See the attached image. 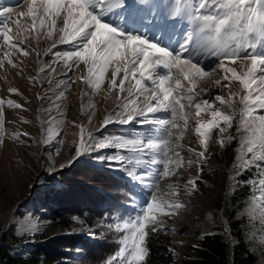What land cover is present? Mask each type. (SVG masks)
I'll use <instances>...</instances> for the list:
<instances>
[{
    "label": "snow or ice",
    "instance_id": "6c2138e0",
    "mask_svg": "<svg viewBox=\"0 0 264 264\" xmlns=\"http://www.w3.org/2000/svg\"><path fill=\"white\" fill-rule=\"evenodd\" d=\"M24 9L0 10V46L4 48L0 69L8 65L23 75V61L13 57L16 53L40 56V50L30 46L33 33L37 42L41 38L51 42L43 49L44 56L58 45L71 44V50L55 53L57 60L69 71L83 64L85 74L80 80L94 94L107 81L109 95H116L118 101L110 114L116 122L156 126L142 137L97 139L91 132L85 134L84 125H76L79 141L74 142L75 155L67 166L91 152L114 148L118 151L111 156L96 159L124 171L128 178L126 196L135 215L121 214L107 225L120 234V247L106 264H146L149 237L165 231V218L186 207L166 198L179 196L180 186L173 181L161 189V180L179 179L183 169L196 167L199 175L187 179L183 188L189 195L198 191L211 144L225 149L236 142L229 179L255 169L256 177L243 181L253 193L243 214L264 232V0H169L166 4L162 0H24ZM185 23L187 27L177 32V25ZM202 58L216 62L206 67ZM38 63L42 66L37 77H27L33 83L39 82L40 74L56 71L46 61ZM52 83L59 87L63 82ZM213 88L219 92L211 97ZM9 92L20 94L15 87ZM64 95L61 91L58 100ZM38 98L47 97L38 94ZM5 105L23 109L11 99H0V146L5 135L21 144L30 142L27 132H5ZM156 113L167 115L149 118L148 114ZM55 119L42 121V138L37 143H51V127L44 125ZM191 120L200 147L182 152ZM110 122L106 117L103 126ZM22 123L30 121L22 118ZM185 154L190 158L185 160ZM145 188L151 190L149 200L140 204ZM73 219L82 222L79 217ZM258 242L264 244V235Z\"/></svg>",
    "mask_w": 264,
    "mask_h": 264
},
{
    "label": "rangeland",
    "instance_id": "374dc122",
    "mask_svg": "<svg viewBox=\"0 0 264 264\" xmlns=\"http://www.w3.org/2000/svg\"><path fill=\"white\" fill-rule=\"evenodd\" d=\"M168 2L169 0H167L165 4ZM181 27H187V24L177 25L176 31L179 32ZM207 60H212V58H208ZM21 67L23 68V73L29 72L30 67L24 61ZM78 68L81 71L82 69H85L83 64ZM11 70H14L15 72L19 71V69H13L11 67L7 69L6 65L4 69H0V79L5 80L3 84L0 81V99L5 101L11 99L16 103L22 104L23 109H12L8 108L7 105L4 106V129L8 134L16 131L21 133L27 132L32 137V140L25 144H21L19 141H12L7 135H5L4 144L3 146H0V217H2L3 214L10 213L9 221L0 218V238L2 235L11 232L18 237H22L23 241L21 244L15 246L14 253H22L25 257L27 255V250L38 242L35 236L41 234L46 229V225L49 221L43 220L36 214V205L33 201L38 195H40L39 193L44 187L52 185L49 181L50 178L54 179V175L65 169L71 168V166H67V162L75 155L74 142L78 143L79 141V127L76 125H84L87 129L85 134L87 135V132H91L97 139L111 137L130 138V135L133 134L132 130L136 129V127L124 128L121 126V123L116 122L113 116L107 114V107L113 101L112 95H109L107 92V96L101 98L103 101L99 100L102 89L98 94H94L92 89L80 80V77L84 75L85 72L81 75H73L72 79L74 83L70 82L67 87H73L74 90L82 88L84 90H89V92L92 93L93 102H96L97 106L101 103L99 108L100 111L98 109L94 115H92V112L87 108L81 112L79 109L80 102L74 97L76 94L68 96V93H66L67 95L64 96L61 101L50 105L52 97L60 94L62 91L59 89L55 94H48L55 87V84H45L48 79L53 76L50 73L41 76V83H33L32 80L27 78L28 76L26 78L25 75L18 74V76H15L16 74L14 75ZM33 85H35V87ZM2 86L8 89L6 93L2 89ZM12 87L17 88L20 94L17 95L10 93L9 89ZM31 89L37 91V96L27 93L28 91H31ZM38 94L47 97L46 99L41 100L43 109H50L48 113L44 112L40 116L35 110L40 101ZM96 97L98 98L96 99ZM52 106H54V108H52ZM24 109H27V111ZM89 116L92 117L91 123H89ZM106 117L112 122L108 123L105 127L103 126V122ZM22 118L30 121V123H22ZM52 118L56 119L51 125L45 124L44 128L51 127L58 129L59 135L52 138L51 143L47 146L37 143L36 141L42 138V121L50 120ZM142 120L143 117L138 121ZM73 122H75V124ZM134 123L142 124L140 122ZM190 134L191 133L188 132L187 136L184 137V140L189 139ZM22 138L26 141L28 140L27 137ZM183 146H185V144H183ZM215 146H217V144H211L209 148ZM116 151L118 150L114 148H106L91 152L84 157L88 158L91 156L98 164L107 167L108 170L112 172H118L117 174L120 177L128 181L124 171L109 168L107 164L96 159V157L100 155L106 157L111 156ZM57 152H59V155L56 154ZM122 154L131 155V153L127 152H122ZM189 157L190 154L184 155L185 160L189 159ZM207 163L203 167V172L210 176L207 178L202 174L197 181L198 191L189 195L186 194L183 188L187 179L199 175L196 167L183 169V176L177 179V184L180 186V195L175 196V198L184 203L186 207L179 211L178 222L180 226L176 230H172L164 225L165 231H163L169 236V250L177 259V264H184L183 258H194L190 248L195 247L197 241L201 240L206 235L217 234L221 229L223 237L226 235L224 230L225 225L221 220L223 217L228 225V220L223 212L225 205L233 196L238 183L239 185L243 183L240 179L243 174L248 176L247 179L250 178V180L256 177L255 169L245 171L231 180V183H233L231 188L229 187L228 189H225L217 182L220 178L219 172L221 171V168L222 170L225 169L224 160L214 157L213 159L210 158V163ZM61 164H65L66 167L60 169ZM232 171L231 167L230 176L232 175ZM149 191L151 190L148 188L143 190L144 196L140 200V204L149 200ZM252 194L248 198L246 205L249 203ZM202 196L211 200L210 206L213 209L212 213L209 215L211 223L206 225V228H209L206 233H203L202 230H198L197 228V223L204 219V213L201 208V203L199 202V199ZM207 206H209V204H207ZM245 206L242 209L237 210L235 216L238 219H246V221L250 223L248 217L243 214ZM136 211H139L138 207L136 208ZM121 214L135 215L133 206L128 203L127 206L121 208L115 214L114 221ZM172 220V218H169L170 222H172ZM252 225L253 231L247 236L248 247L250 251L256 254L257 264H264V244L258 242L259 237L264 235V232L261 231V226L258 222H256V225L255 223H252ZM69 226L70 227L62 230L61 233H73L92 238V228L82 227L80 222L77 221ZM229 237L231 242L229 241L230 243H228L235 245L236 240L231 236L230 232ZM254 237L256 238L254 239ZM224 239L226 240V238ZM40 241L43 242L44 239Z\"/></svg>",
    "mask_w": 264,
    "mask_h": 264
},
{
    "label": "trees",
    "instance_id": "16d2710c",
    "mask_svg": "<svg viewBox=\"0 0 264 264\" xmlns=\"http://www.w3.org/2000/svg\"><path fill=\"white\" fill-rule=\"evenodd\" d=\"M117 173L89 156L54 175V179L50 178L52 185L44 187L33 201L36 214L49 220L46 229L35 236L38 242L27 250L25 257L22 253H14L22 237L13 232L2 235L0 264H106L120 247V234L109 230L107 225L114 223L115 214L129 203L128 181ZM203 175L210 176L205 172ZM247 177L243 174L240 179L242 182L250 180ZM251 194L250 187L242 183L224 207L229 232L236 244H229L221 235V229L217 234L198 240L197 245L190 248L194 258H183L184 264H257V256L249 250L247 241L253 225L235 216ZM74 216L80 218L82 227L92 228V238L61 233L76 221ZM148 246L150 253L146 264H177L169 250V236L163 231L152 234Z\"/></svg>",
    "mask_w": 264,
    "mask_h": 264
},
{
    "label": "bare ground",
    "instance_id": "6f19581e",
    "mask_svg": "<svg viewBox=\"0 0 264 264\" xmlns=\"http://www.w3.org/2000/svg\"><path fill=\"white\" fill-rule=\"evenodd\" d=\"M167 0H162L163 3H165ZM3 7H12L14 8L16 11H20V10H25L24 9V0H3V4L2 6H0V10L3 9ZM15 19V16L13 17ZM14 27V26H13ZM51 44L50 41H48L47 39L41 38L39 40V42H37V40L35 39V34H32V39L30 42V46L32 48H38L40 50V56L37 57L35 55V53H33L32 55L28 56V57H23L21 56L19 53H16L13 57L14 61L19 62L20 60L24 61L27 65H29V72L28 73H23V76L25 75V78L28 77H37L38 74V69L40 66H42V63H38V61L40 62H44L46 61L48 65H51L52 67L56 68L55 72H48V74L50 73L51 76L47 83L45 84H49L50 80H57V81H62L63 83L60 84V86L58 87L56 83H52L50 85H54L55 87L52 89V91H50L48 94H52V93H56L57 90L61 89L66 96L68 93V96H71V94H76L74 97L76 99H78V101L80 102V110L82 112V110H84L85 108L89 109L92 112V115H94L96 113V111L100 108L101 103L99 106H97V103L93 102V95L92 93L89 92V90H84V89H78V90H74L73 87H67L68 84L73 81V75L77 76V75H81L85 72V69H82V71L79 68L74 69L73 71H69L67 69V67L64 65V63L62 61L57 60L55 53L57 51L63 52V51H68L71 50L72 45L71 44H65V45H58L56 49H53L52 52H50L47 56H44L43 54V49L46 47H49ZM4 51V48L2 46H0V56H2ZM208 58H202L203 64L207 67L210 66L211 64H214L216 61L214 59L212 60H207ZM71 63V62H69ZM7 69H9L10 67L8 65ZM81 66V65H80ZM11 72L15 75L18 76V72H15L14 70H11ZM65 73H67V75H64ZM43 74H40L38 77V83H41L40 78ZM1 83L3 84V82L5 80L0 79ZM44 85V84H43ZM84 85V84H83ZM35 87V85H33ZM2 89L5 91V93L7 92V88H4L2 86ZM88 93V95H85V93ZM108 92V88H107V81H105L104 85L102 86V93L100 94V99L101 101H103L101 98L106 97ZM219 90L213 88L210 92V96L214 97L216 94H218ZM28 94H34L35 96H37V91H35V89H31V91L27 92ZM60 96V94L53 96L52 97V101L50 103V105L57 103L61 100H58V97ZM113 97V101L109 104V106L107 107V114H111L117 107L118 101L116 99V95H112ZM98 97H96L97 99ZM207 98V97H206ZM94 104V107H92L91 105ZM79 107V106H78ZM52 108H54V106H52ZM43 106L41 105V99L39 101V105L38 107L35 109L37 114L40 116L41 114H43L44 112L42 111ZM100 111V109H99ZM149 118H158L164 115H167L166 113H156V114H148ZM116 120V117L113 116ZM141 117H138L137 120H139ZM136 121L130 122L128 124H122L121 126L124 128H128V127H136V129H133L132 132L133 134L130 135V137H142L146 132H148L149 130L155 128L156 126L153 124H138V123H134ZM190 130L189 132L190 134V138L183 140L181 143L185 144V146H183V148L181 149V151L183 152L184 150H186L187 148H194L196 150H199V144L197 142V138L194 134V132L191 130L192 128H194L195 126V121L191 120L190 122ZM42 133V132H41ZM56 133H58V129L55 128H51V133L50 135L54 138L56 135ZM187 136V135H186ZM236 147V142L233 141L232 145L228 148L225 149H221L219 147V145L215 146V147H211L208 149V160L207 162L210 163V158H218L221 160H224L225 162V169L219 172L220 178L217 180V182L219 183V185L222 188L228 189L229 187L231 188V186L233 185V183H231L232 179H229L230 177V170L231 167L233 165V159L235 156V152L233 151V149ZM190 158V157H189ZM207 163V164H208ZM153 170L156 169V165H153ZM215 168V167H214ZM219 168V167H218ZM195 177V176H192ZM191 177V178H192ZM173 181H175V183L177 184V178H172V179H162L160 184H161V189H164L167 187L168 184L173 183ZM222 190V189H221ZM144 193L142 192L141 194V199L143 198ZM167 199L170 200H178L177 198H175V196L169 195L166 197ZM199 202L201 203V208L202 211L204 213V219L201 220L200 222L197 223V228L198 230H202L203 233H206L207 229L206 225H209L211 223L210 221V213H212V208H211V200L207 199L206 197L202 196L199 199ZM140 203V201L138 202ZM207 204H209V206H207ZM203 205V206H202ZM220 212V211H219ZM1 219L3 218L4 220L9 221L10 218V213H6L3 214L2 217H0ZM173 220L172 222L169 221V218H165L164 220V225L168 226V228L172 229V230H176L180 225H179V214L171 217ZM227 241H230V237L227 236L226 238Z\"/></svg>",
    "mask_w": 264,
    "mask_h": 264
},
{
    "label": "water",
    "instance_id": "95a60500",
    "mask_svg": "<svg viewBox=\"0 0 264 264\" xmlns=\"http://www.w3.org/2000/svg\"><path fill=\"white\" fill-rule=\"evenodd\" d=\"M222 221H223V223H224V225H225V232H226V235L224 236V238H227V236H229V227H228V225L226 224V222H225V220H224V218L222 217V219H221ZM222 235V234H221ZM206 236H208V235H206ZM227 241V240H226ZM227 242H229V241H227ZM231 242V241H230ZM229 242V243H230Z\"/></svg>",
    "mask_w": 264,
    "mask_h": 264
},
{
    "label": "clouds",
    "instance_id": "9594fccd",
    "mask_svg": "<svg viewBox=\"0 0 264 264\" xmlns=\"http://www.w3.org/2000/svg\"><path fill=\"white\" fill-rule=\"evenodd\" d=\"M209 236V235H208Z\"/></svg>",
    "mask_w": 264,
    "mask_h": 264
}]
</instances>
